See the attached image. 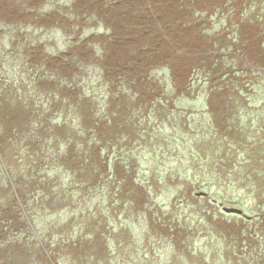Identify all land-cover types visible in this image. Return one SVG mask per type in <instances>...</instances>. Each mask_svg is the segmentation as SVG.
<instances>
[{"label": "rangeland", "instance_id": "rangeland-1", "mask_svg": "<svg viewBox=\"0 0 264 264\" xmlns=\"http://www.w3.org/2000/svg\"><path fill=\"white\" fill-rule=\"evenodd\" d=\"M72 1L45 0L38 10L74 20ZM219 16L206 29H227L215 47L238 31ZM252 18H264V0H251L243 19ZM79 26L6 22L0 13V262L225 264L224 251L236 247L211 216L241 220L244 233L264 230V58L240 62L227 43L218 64L197 69L180 95L169 66L151 69L164 95L149 103L138 98L142 85L109 80L97 62L81 63L69 79L32 61L38 44L57 54L109 32L96 18ZM94 142L107 166L87 161ZM18 191L36 203L35 220L18 218Z\"/></svg>", "mask_w": 264, "mask_h": 264}, {"label": "trees", "instance_id": "trees-1", "mask_svg": "<svg viewBox=\"0 0 264 264\" xmlns=\"http://www.w3.org/2000/svg\"><path fill=\"white\" fill-rule=\"evenodd\" d=\"M24 2L33 10H23ZM44 3L45 0H0V13L6 22H27L31 19L35 25L44 27L65 28L77 21L81 26L80 31L88 17L96 18L104 22L109 32L91 33L66 52L57 54L44 52L43 45L38 44L30 48L33 62L44 63L46 69L52 72L50 75L57 74L69 79L80 73L81 63L97 62L109 80L116 83L128 81L132 87L142 85L144 88L138 91V98L145 102L150 103L157 96L164 95L163 85L150 78L151 69L169 66L175 92L180 95L188 90L191 77L197 69L206 64L212 66L214 62L218 64L223 56L221 49L229 48L227 43L231 45L229 50L233 56L240 62H256L264 58V18L243 19L251 0H73L70 9L74 20L58 10L40 12L38 9ZM215 13L220 15L219 18L225 17L229 24L231 21L238 23L237 36L233 39L226 36L216 47V39L222 37L227 29L212 33L206 31L211 26L209 18ZM95 44L101 47L100 56H95ZM69 87L62 88V91H67ZM217 87L212 88V93L217 92ZM226 88L222 90L227 93ZM215 96L218 97L217 94ZM211 104L218 112L215 98H212ZM106 124L103 118L97 125L104 127ZM98 135L104 138L100 132ZM101 140L98 138L97 142ZM95 143L90 147L93 155L87 161L93 162L92 167L95 163L107 166L102 145L97 146L98 143ZM87 161H82L85 168ZM26 179H20L23 184L19 181L18 187L22 190L26 186ZM132 188L133 185L128 184V189ZM135 191L134 196L142 204L140 197L146 195L145 186L136 185ZM257 193L259 199L263 200L264 187L258 189ZM16 194L19 196L16 204L18 218L23 219L24 215L25 222H30L28 215L32 219L37 217L36 203H30L29 194L23 195L19 191ZM42 197L45 196L39 198ZM239 209L242 211L241 207ZM258 216L264 219L263 213ZM210 220L218 225L225 237L233 240L231 244L236 247L224 251L225 264H249L250 258H254V264H264V230H248L244 233L241 220L235 222L213 216ZM228 243L230 245V241Z\"/></svg>", "mask_w": 264, "mask_h": 264}]
</instances>
